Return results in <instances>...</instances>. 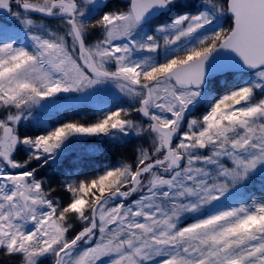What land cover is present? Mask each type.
Instances as JSON below:
<instances>
[{"label":"snow or ice","instance_id":"6c2138e0","mask_svg":"<svg viewBox=\"0 0 264 264\" xmlns=\"http://www.w3.org/2000/svg\"><path fill=\"white\" fill-rule=\"evenodd\" d=\"M48 262L264 264V0H0V264Z\"/></svg>","mask_w":264,"mask_h":264},{"label":"rangeland","instance_id":"374dc122","mask_svg":"<svg viewBox=\"0 0 264 264\" xmlns=\"http://www.w3.org/2000/svg\"><path fill=\"white\" fill-rule=\"evenodd\" d=\"M124 0H110L108 1L109 8H116L123 6ZM75 95V94H74ZM96 116V108L94 104H88L84 106H78L72 110L69 111H63L60 112L59 116H53V121H68V120H81V121H90L93 120ZM90 142L91 146L95 145V139L96 138H87ZM137 141H132L131 143H126L123 147L114 148L111 144H108L105 148V151L107 152V156L111 160H116L120 158L121 156H127L131 157L133 155V149L136 146ZM96 156H99L100 153H96ZM80 156L84 158L85 160H88V156L84 153L77 152L72 154V159L69 161V163H73L76 161L77 157ZM83 167H92L91 164H85ZM255 193L259 194V188L255 190ZM234 201L232 198H229L228 200L222 201L221 205L222 207H226L229 204H232ZM190 222V221H189ZM50 264V262H48Z\"/></svg>","mask_w":264,"mask_h":264},{"label":"water","instance_id":"95a60500","mask_svg":"<svg viewBox=\"0 0 264 264\" xmlns=\"http://www.w3.org/2000/svg\"><path fill=\"white\" fill-rule=\"evenodd\" d=\"M108 1H110V0H108Z\"/></svg>","mask_w":264,"mask_h":264},{"label":"trees","instance_id":"16d2710c","mask_svg":"<svg viewBox=\"0 0 264 264\" xmlns=\"http://www.w3.org/2000/svg\"><path fill=\"white\" fill-rule=\"evenodd\" d=\"M114 161V160H113Z\"/></svg>","mask_w":264,"mask_h":264}]
</instances>
